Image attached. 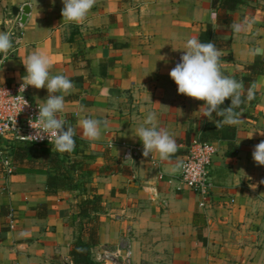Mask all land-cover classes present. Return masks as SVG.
I'll return each mask as SVG.
<instances>
[{
    "label": "crops",
    "instance_id": "1",
    "mask_svg": "<svg viewBox=\"0 0 264 264\" xmlns=\"http://www.w3.org/2000/svg\"><path fill=\"white\" fill-rule=\"evenodd\" d=\"M211 1L96 0L83 23H71L62 18V0H0V31L10 32L18 22L23 33L0 60V82H23L22 62L42 51L51 74L74 84L58 118L76 129L78 146L69 158H86L93 172L87 186L102 198L99 244L91 249L95 262L105 250L129 246L132 264H264V166L252 159L264 140V74L252 86L258 99L234 125L236 151L213 141L218 153L211 165V204L202 208L198 196L176 180L180 167L173 171L189 143L218 122L204 117L202 101L178 94L168 75L187 39H199L211 24L213 39L230 41V50L220 51L221 71L237 81L246 65L264 61V54H252L264 50V0H243L229 25L217 22ZM25 6L29 12L21 22ZM28 88L42 106L47 89ZM149 111L177 142L168 160L155 151L142 154L136 130ZM83 118L107 120L100 139L82 135ZM127 147L140 148L138 156L124 160ZM6 150L0 159L8 157ZM103 153L114 160L107 170ZM13 166L11 174L0 167V264H73L69 252L80 221L76 192L47 196L49 165Z\"/></svg>",
    "mask_w": 264,
    "mask_h": 264
},
{
    "label": "clouds",
    "instance_id": "2",
    "mask_svg": "<svg viewBox=\"0 0 264 264\" xmlns=\"http://www.w3.org/2000/svg\"><path fill=\"white\" fill-rule=\"evenodd\" d=\"M62 3L61 15L63 20L71 23H83L96 0H62ZM234 28L236 31H240V25H235ZM12 47V34L0 31V54L7 56ZM252 54H264V50L253 49ZM220 57L221 53L213 42L202 43L198 37H191L186 41L180 62L170 70L168 75L176 84L178 94L203 102L204 117H211L213 113H217L224 117L223 124L236 125L241 122V113L237 112L236 109L244 103L242 97L245 88L242 81H237L223 74ZM22 63L26 69V75L20 87L22 92L28 86L36 89L46 88L48 92L47 98L38 108L36 119L40 125L41 135L37 139H44L45 137L48 139V134H50L57 151L71 152L75 147L76 129L67 124L65 120L59 119L58 113L65 108V96L74 89L72 80L61 74L52 75L50 71L52 68L51 61L42 51H34ZM253 98L254 92L249 88L246 99L251 101ZM229 99L230 105L222 108L221 105ZM25 105H27L26 100H24L23 106ZM83 110L81 107L80 111ZM79 125L82 129V135L91 141H95L101 138L102 129L107 127L108 122L95 118H83ZM136 132V137L143 145L142 154L144 157H148L155 151L161 159L168 160L178 151L174 137L167 129L158 126L155 112L149 111L147 113L143 124ZM259 134L264 135V131L259 132ZM251 137L252 135L249 138ZM126 159L132 160L130 154ZM252 159L257 165L264 166V140L255 145ZM180 166L178 164L173 171Z\"/></svg>",
    "mask_w": 264,
    "mask_h": 264
},
{
    "label": "trees",
    "instance_id": "3",
    "mask_svg": "<svg viewBox=\"0 0 264 264\" xmlns=\"http://www.w3.org/2000/svg\"><path fill=\"white\" fill-rule=\"evenodd\" d=\"M243 0H212L211 7L216 11V18L219 24L229 25L232 21L231 12L236 10ZM199 40L202 43L213 42L219 51H229V40H215L212 37V25L206 24L199 35ZM245 75L238 81H242L245 93L242 99L244 103L236 109L237 112L243 115L247 105H251L258 99V93L252 89L256 78L264 74V61L256 59L244 68ZM251 88L254 92V98L251 101L246 99L247 90ZM231 101L226 100L221 107H228ZM212 118L216 119L217 124H207L201 132L199 141L213 142L225 141L227 143L228 152L233 154L236 151V127L234 125H227L221 123L224 117L213 113ZM75 148H77L78 140L75 139ZM190 144V143H189ZM73 149V150H74ZM72 150V151H73ZM8 157L11 163L20 165H49L53 173L48 175L46 181L45 194L47 196H54L59 191H73L76 192L78 198V234L71 247L69 255L73 264H98L92 259L91 249L99 244V224L100 214L104 206L101 195L96 191L88 188L89 180L93 172L86 168L85 157L69 158L71 152H59L51 146L44 145H14L7 148ZM108 162V166L103 168L109 169V165L114 163V160L103 153ZM34 158L42 161L37 162ZM69 159V160H67ZM13 164V165H14ZM45 164V165H44ZM104 170H101L102 172Z\"/></svg>",
    "mask_w": 264,
    "mask_h": 264
},
{
    "label": "built area",
    "instance_id": "4",
    "mask_svg": "<svg viewBox=\"0 0 264 264\" xmlns=\"http://www.w3.org/2000/svg\"><path fill=\"white\" fill-rule=\"evenodd\" d=\"M22 26L17 22L10 29L14 45L18 46L23 35ZM6 56L0 55V60ZM23 82L2 83L0 82V149L14 145H44L54 147V140L50 134L48 139H37L41 135L40 125L37 121L38 106L29 96V88L22 92L20 89ZM27 105H24V100ZM22 109V110H21ZM140 148L127 147L123 158L130 154L134 159L138 156ZM218 148L214 142H202L194 140L190 142L183 156L179 175L176 180L182 187L187 188L198 196L199 205L205 208L211 204L213 182L211 178V165ZM0 167L11 174L14 166L10 158L0 159ZM9 229H13V216L9 214ZM126 234H130L126 230ZM98 264H132V252L129 246L116 247L105 250L96 258Z\"/></svg>",
    "mask_w": 264,
    "mask_h": 264
},
{
    "label": "water",
    "instance_id": "5",
    "mask_svg": "<svg viewBox=\"0 0 264 264\" xmlns=\"http://www.w3.org/2000/svg\"><path fill=\"white\" fill-rule=\"evenodd\" d=\"M22 16H21V22H24L25 20V15H27V13L29 12V8L27 6H25L23 9H22Z\"/></svg>",
    "mask_w": 264,
    "mask_h": 264
},
{
    "label": "rangeland",
    "instance_id": "6",
    "mask_svg": "<svg viewBox=\"0 0 264 264\" xmlns=\"http://www.w3.org/2000/svg\"><path fill=\"white\" fill-rule=\"evenodd\" d=\"M1 150V149H0Z\"/></svg>",
    "mask_w": 264,
    "mask_h": 264
}]
</instances>
